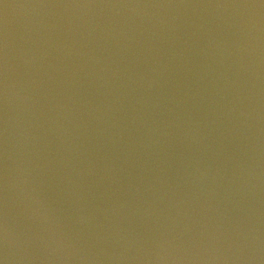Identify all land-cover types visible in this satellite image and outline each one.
Wrapping results in <instances>:
<instances>
[{
    "label": "water",
    "instance_id": "1",
    "mask_svg": "<svg viewBox=\"0 0 264 264\" xmlns=\"http://www.w3.org/2000/svg\"><path fill=\"white\" fill-rule=\"evenodd\" d=\"M0 264H264V0H0Z\"/></svg>",
    "mask_w": 264,
    "mask_h": 264
}]
</instances>
